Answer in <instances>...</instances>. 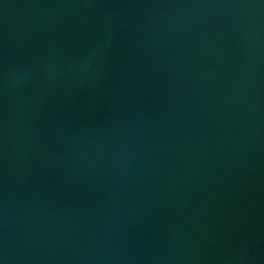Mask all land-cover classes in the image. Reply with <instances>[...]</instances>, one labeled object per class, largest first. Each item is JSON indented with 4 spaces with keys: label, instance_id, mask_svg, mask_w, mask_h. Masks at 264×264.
I'll use <instances>...</instances> for the list:
<instances>
[{
    "label": "water",
    "instance_id": "1",
    "mask_svg": "<svg viewBox=\"0 0 264 264\" xmlns=\"http://www.w3.org/2000/svg\"><path fill=\"white\" fill-rule=\"evenodd\" d=\"M0 264H264V0H0Z\"/></svg>",
    "mask_w": 264,
    "mask_h": 264
}]
</instances>
